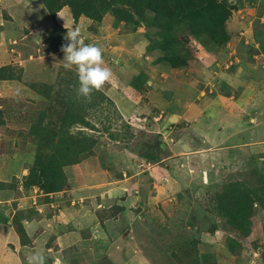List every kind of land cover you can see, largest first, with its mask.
<instances>
[{
	"label": "rangeland",
	"instance_id": "374dc122",
	"mask_svg": "<svg viewBox=\"0 0 264 264\" xmlns=\"http://www.w3.org/2000/svg\"><path fill=\"white\" fill-rule=\"evenodd\" d=\"M107 1L112 3L114 0ZM139 1L159 2V0ZM216 2L225 4L230 11L224 24L228 39L208 43V38L198 39L184 26L181 28L182 32L174 30L171 33L182 49L177 54H172L171 51H166L159 45L160 32L151 27L150 21L146 19L149 15L147 10L143 13L144 18H141L138 10L131 3L118 1L110 6L101 25L111 29L103 34L106 43L101 45V48L105 66L113 72L112 79L101 91L93 93L90 103L85 102L83 98L77 100L75 98V89L78 87L77 75L75 70H66L62 61L61 70L50 78L53 81L52 85L45 84L43 81L26 83L30 86L28 94L23 93L20 96L13 94L12 97L5 98L0 96L1 149L9 152L10 160L21 159L27 169L34 165L38 157L48 161L53 153L58 152L57 144L63 138L67 140L74 137L75 142H83L86 147L92 145V148L77 156L79 160L77 164L63 168L67 179L69 177L73 179L74 176V180L81 184L80 175L78 176L77 173L85 169L97 173L103 171L106 174L104 176H113L117 181L124 178L123 173H126V177L133 176L134 182L141 185V195L144 199L157 195L158 199L164 196L166 198L164 202L170 201L164 205L165 209L162 208L160 201V207L156 205L146 210L147 213H151L150 216L152 212L153 214L162 212L167 218L168 227L171 226L169 222L172 218V222L178 219L186 220L184 223L186 227L198 226L200 228V231H197L198 234L204 230L212 232L216 226H221L224 216L228 214L219 206L218 196L230 185L237 183H246L254 191L258 189L262 192L264 191V174H253L251 170L240 173L238 166L235 172L230 173V170L223 168L222 161L218 162L212 157L202 159L210 153L216 158H219L217 154L219 152L235 154L236 147L231 146L236 143L225 140L221 146L214 141H208V138L210 140L212 138L209 137L210 134H220L225 127H220L221 130H214V128L209 130L208 125L202 127L201 120L189 121V118L183 117L182 112L177 114L180 108L183 109L185 106L184 97L180 96L179 89L188 88L190 84L188 79L194 74L202 76L203 85L200 84V86L202 88L207 84L209 91L207 98L211 99L219 96L220 93H226L224 96L227 99L231 100L232 97L238 99L248 88L254 87V91L257 92L258 87L261 89L264 87L262 72L257 71L261 65H264V48L260 51L254 48L255 40L257 42L264 36V0H216ZM99 25L92 26L90 29L99 30L101 28ZM116 25H123L137 33L139 40L136 39L141 42H138L135 49L130 52L116 49L120 55L111 54L112 49L110 52L106 35L110 36L111 30ZM208 56L214 57L216 61L210 66L205 64ZM183 59L188 60L184 63ZM170 60H178L181 64L178 67H172L168 64ZM241 65L243 69L249 66L246 72L250 77H252L251 74L254 76L256 73V78L250 80L252 82L238 79L242 73ZM171 80L176 82L171 84ZM164 92L171 94L170 97L167 95L165 102L170 105L169 109L161 106L165 97H160V94ZM249 96L250 101L255 97L253 93ZM200 101L199 98L194 104ZM263 102L260 100L259 106L257 103L255 106L257 110H263ZM117 106L128 110L129 115L126 116L125 111L123 112L122 109L120 111ZM249 113L254 114L251 111ZM42 119H44L43 122H41ZM40 125V129L42 127L46 129L45 135L38 131ZM50 130H52V136L49 137ZM235 132L229 130L231 134ZM201 137L208 141L207 144ZM219 141L222 142V140ZM213 146L217 151L203 155ZM225 149L231 150L223 151ZM20 151L27 154L25 158H23L25 154L20 158ZM24 159H26L25 162ZM120 170L123 171L121 174H119ZM26 171L27 175L19 179L14 178L7 185L1 184L0 189L3 187L11 190L17 184V187L22 184L27 189L28 186L25 183L29 169ZM154 176H157L158 180ZM106 181L104 178L103 182ZM162 181L167 182L165 187L162 186ZM177 182H184L187 189L180 192L170 190L169 188H177ZM155 183L159 185V188L161 186L160 190H155ZM68 185L69 182L67 187ZM30 187L39 188L38 194L41 197L37 206L47 203L50 204L49 209L53 205L52 210L56 211V206L60 207L65 203L62 194L46 193L39 185L29 186L28 189ZM18 189L19 187L14 190L13 198L22 194L18 192ZM108 189H110L109 183L103 189L104 195L107 196L104 203L107 206L115 205L113 194L110 196ZM5 198L0 197V203L3 210L7 211L5 207L10 206L11 203L8 202L13 200L12 197ZM77 201L75 200L76 207L79 206ZM79 202H81L80 199ZM79 204L83 205L82 202ZM117 210L118 207L113 206L108 211H101L100 217L105 219L114 216ZM258 212H260L259 208ZM29 213H33V210ZM23 216L24 212H17L12 219L14 225H17L18 220ZM197 218L200 223L194 221ZM163 226L164 224L161 227ZM255 229L256 226L253 224L248 231L240 230L241 235L234 233L229 236L222 232L221 236L217 235L218 238H211L209 241L216 242L209 247L210 252L202 247L198 249L199 237L193 239L187 229L182 239L181 237L173 240L170 238L172 241L169 244L174 246L173 251L179 248L181 252L179 256L184 260L183 264L193 262L194 264L196 262L200 264H211V262L212 264H220V262L221 264L225 262H227L225 264H264V226L261 229ZM20 242L22 244L21 239ZM202 242L206 244L205 241ZM200 250H204L202 254ZM66 253L69 254V251ZM193 255L197 261L192 257ZM62 257L68 259L65 255ZM90 259L96 262L94 257Z\"/></svg>",
	"mask_w": 264,
	"mask_h": 264
},
{
	"label": "crops",
	"instance_id": "0c3cea01",
	"mask_svg": "<svg viewBox=\"0 0 264 264\" xmlns=\"http://www.w3.org/2000/svg\"><path fill=\"white\" fill-rule=\"evenodd\" d=\"M41 4H43V8L39 7ZM93 25V21L85 16L76 21L68 6L60 9L55 17H52L42 0H0V69L6 68L7 73L12 76L11 80H0V96L5 98L12 97L13 94L19 96L23 93L28 94L30 86L26 83L43 81L45 84L52 85L53 81L50 78L61 70L60 64L63 61L64 53L60 51V48L66 42L64 37L67 30L79 27L85 38V43H95L99 47L106 43L103 34L108 33L111 28L100 24L101 28L93 31L92 28L90 29ZM95 26L97 27L98 24ZM136 34L123 25L114 26L110 36L106 35L107 45L110 46L109 50L111 52L112 49L114 52L111 54H118L116 49L127 52L135 49L138 42H141L138 41ZM254 44V48H258L259 51L264 48V36L257 42L255 40ZM208 57V60L205 61L206 65L210 66L216 62L214 57ZM240 69L242 73L238 79L241 81L245 80L249 83L250 80L256 78V73L254 76L251 74L252 77H250L246 72V69L249 70V66L243 69L241 65ZM259 70L263 73L261 76L264 78V65H261L257 71ZM171 72L174 73L173 70ZM201 79H203L201 75H191L188 79L190 80L188 88L179 89L180 96L184 97L185 106L183 109L180 108L177 114L182 112L183 117L189 118V121L199 119L203 124L202 127L208 125L209 130L212 128L221 130L220 127H225L220 134H210L209 137L212 138L210 140L207 137L208 141H214L221 146L225 140L236 143L231 146L236 147L235 154L219 152L217 153L219 158H216L212 153L205 155L208 152L217 151L213 146L209 150L207 149L202 159L212 157L218 162L222 161L223 168L230 170V173L231 171L235 172L238 166L240 173L251 170L253 174H264V108L259 111L255 107L257 103L259 106L260 100L264 101V87L262 89L258 87L257 92L254 91V87L248 88L238 99L234 97L231 100L227 99L226 93H220L219 96L211 99L207 98V93H209L207 84L201 88L200 84L203 85ZM175 82L170 81L171 84ZM250 93L257 97H253L250 101ZM167 95L170 97L171 94L165 92L160 94V97H165L164 102L161 103L165 109L170 107L165 103ZM199 98L201 101L194 104ZM167 99L169 100V98ZM256 99L257 102H255ZM124 111L128 116L129 111ZM250 111L254 114H250ZM195 125L200 127L198 124ZM229 130L236 132L231 134ZM208 141L205 139L203 142L207 144ZM1 148L2 146H0V186L3 183L7 185L14 178L19 179L27 175V169L21 159L10 160L9 152ZM228 150L231 149L223 151ZM19 153L20 158L25 154L21 151ZM25 161L26 159H24ZM90 171L88 169L79 170V172L76 170L78 176L80 175L81 184L74 180L73 175V179L68 178L67 189L57 193L64 196L65 203L60 207L56 206V211L52 210L53 205L49 209L48 205L50 204L47 203L41 206L36 205L41 197L38 194V187L25 189L21 184L18 186V192H22V194L16 198L13 197L18 184L11 190L1 187L0 197H12L13 202L11 200L8 202L11 205L5 207L8 209L7 211L3 210L0 203V264H26L27 255L36 250L45 255L47 264H183L184 260L179 256L181 253L179 248L177 251H173L175 248L169 243L177 237L182 239L185 229L190 231L193 239L199 237L198 249L202 247L209 252L211 244L216 243L209 242L211 238L216 239L217 235H222L220 230L215 232L204 230L198 234L197 231H200L198 226L186 227L184 226L186 220L178 219L172 222L173 218L169 222L171 226L168 227L167 218L162 212L158 211L156 214L152 212V216H150L151 213L146 211L156 205L160 207V201L162 208L165 209L164 205L170 201L164 202L163 200L166 199L164 196L158 199L157 195H153L144 199L141 195V185L134 182L133 176L126 177V173H123L124 178L117 181L113 176H104L106 174L103 171L99 173ZM122 172L120 170L119 174ZM154 177L158 180L157 176ZM104 178H106V182H103ZM215 179L217 180V178ZM108 183L110 187L108 194H113L115 205L107 206L104 203L107 196L104 195L105 190L103 189ZM163 185L165 187L167 182L162 181ZM184 185V182H177V188L169 189L180 192L187 189V186ZM158 186L155 183L156 191L161 189V186L160 188ZM79 199L83 205L79 204L81 203ZM75 200H78L79 206L77 207ZM113 206L118 207L114 216L105 219L100 217L101 211H108ZM30 210H33V213H29ZM259 211L255 230L264 226V210ZM17 212H24L23 218L18 221L22 224L30 244L22 245L14 229L12 219ZM194 221L200 223L199 218ZM162 224H164L163 228ZM62 233L64 235H61ZM202 241H205L206 244ZM66 251H69V254ZM203 251L199 252L202 254ZM63 255L68 259H63ZM90 257H94L96 262H93ZM192 257L196 260L194 255ZM101 260L103 261L100 262ZM196 264L200 263L196 262Z\"/></svg>",
	"mask_w": 264,
	"mask_h": 264
},
{
	"label": "trees",
	"instance_id": "16d2710c",
	"mask_svg": "<svg viewBox=\"0 0 264 264\" xmlns=\"http://www.w3.org/2000/svg\"><path fill=\"white\" fill-rule=\"evenodd\" d=\"M48 13L55 17L56 13L65 6H68L74 19L79 20L85 16L93 21L94 25L101 24L104 16L108 14L110 6L121 3H131L138 10L141 18H144V11L147 10L148 19L153 26L160 32V46L172 54H177L182 49L179 42L171 34L172 31L182 32L181 28L186 26L196 37L208 38V43L216 41H226L225 21L230 11L225 4L217 3L216 0H159L154 3H147L139 0H114L109 3L107 0H42ZM132 1V2H131ZM183 8H185L183 10ZM145 19V20H146ZM117 26V25H116ZM204 45H206L204 43ZM159 47V46H158ZM188 59H183L185 63ZM168 63L172 67L181 64L178 60H170ZM12 76L7 73L6 68L0 69V80H11ZM44 119L41 120L43 122ZM41 125L37 128L41 134L45 135L46 129ZM33 131V128H32ZM48 136H52V130ZM50 139V138H49ZM58 152L53 153L48 161L36 159L32 167H28L29 175L26 178V185H39L46 193H58L65 190L68 179L63 171L64 167L74 165L79 162L77 156L92 148L86 147L83 142H75L71 137L67 140L63 138L57 144ZM40 169V171H39ZM3 185H6L3 183ZM218 204L228 216H224L221 226H216L212 231L217 230L232 236L234 233L241 235L240 230L247 229L253 224L256 225V217L259 210H264V191H254L246 183L233 184L218 196ZM19 222V221H18ZM14 228L20 237L22 244H30L28 236L19 222ZM233 241V240H232ZM232 246V245H231Z\"/></svg>",
	"mask_w": 264,
	"mask_h": 264
},
{
	"label": "clouds",
	"instance_id": "9594fccd",
	"mask_svg": "<svg viewBox=\"0 0 264 264\" xmlns=\"http://www.w3.org/2000/svg\"><path fill=\"white\" fill-rule=\"evenodd\" d=\"M39 7L43 8V4ZM64 40L66 42L60 48L64 53V68L75 70L78 78L75 98L90 103L93 93L103 89L112 79L113 72L105 66L102 48L95 43H85L79 27L67 30ZM26 264H47L46 257L39 250L33 251L27 255Z\"/></svg>",
	"mask_w": 264,
	"mask_h": 264
}]
</instances>
